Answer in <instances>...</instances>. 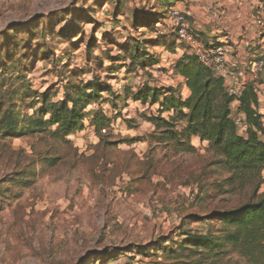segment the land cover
<instances>
[{"label":"rangeland","instance_id":"obj_1","mask_svg":"<svg viewBox=\"0 0 264 264\" xmlns=\"http://www.w3.org/2000/svg\"><path fill=\"white\" fill-rule=\"evenodd\" d=\"M235 2L233 9L229 0H0V84L25 82L59 101L70 76H97L115 92L89 105L84 130L65 138L52 133L55 127L0 133V264H192L198 253H171L184 232L217 233L221 223L207 216L254 197L252 187L231 190L221 158L199 140L191 141L194 150L180 151L161 139L143 118L157 115L158 104L125 99L145 83L176 85L177 94L188 96L171 72L180 58L173 55L185 46L170 30L156 37L158 24L143 23L165 18L171 7L192 4L195 17L204 10L223 17L230 25L221 24L217 34L229 38L233 51L234 37L254 20L256 44L245 64L263 58L264 0ZM136 44L159 63L147 69L134 63L128 54ZM162 68L166 79L157 75ZM263 81L264 72L254 81L264 117ZM38 106L24 105L21 113L34 116ZM95 111L111 119L106 132L92 125ZM227 250L200 264H249Z\"/></svg>","mask_w":264,"mask_h":264},{"label":"trees","instance_id":"obj_2","mask_svg":"<svg viewBox=\"0 0 264 264\" xmlns=\"http://www.w3.org/2000/svg\"><path fill=\"white\" fill-rule=\"evenodd\" d=\"M160 20V17L155 22L153 18H148L143 23L151 27ZM127 48L121 47L128 51ZM128 55L144 69L159 63L152 54L141 52L139 44ZM121 60V56L114 59L115 62ZM125 66L128 64L124 62L120 67ZM175 70L189 90L186 98L177 94L171 86L158 87L145 83L137 91L126 94L125 99L132 98L151 106L158 104L157 115L143 118L160 130L161 139L175 142L180 151L194 150L191 141L199 140L207 145L210 152L221 158L230 174L228 180L231 190L244 191L252 187L254 197L236 208L207 216L209 220L221 223L217 233L184 232L185 238L179 242V248H172L171 253L182 255L185 250L198 253L199 257L192 264H200L202 259L218 257L231 247L249 264H264V191L258 194L264 187V117L257 109V86L254 81L250 82L239 99L237 112L250 125L248 135L243 136L238 133L233 120V98L226 94L220 77L187 51L176 62ZM74 76H70L65 83V98L59 101H53L49 94L40 95L25 82L11 84L8 88L1 83L0 133L17 136L55 127L52 133L58 138H65L84 130L90 112L86 110L87 107L102 101L104 92L112 95L115 92L111 84L100 77L79 81ZM128 91L131 90L128 88ZM24 105L25 108L39 106L34 116H25L21 113ZM166 112L172 115L163 116ZM93 116L92 125L98 131L106 129L111 122L104 111H95Z\"/></svg>","mask_w":264,"mask_h":264},{"label":"built area","instance_id":"obj_3","mask_svg":"<svg viewBox=\"0 0 264 264\" xmlns=\"http://www.w3.org/2000/svg\"><path fill=\"white\" fill-rule=\"evenodd\" d=\"M192 13L189 10L171 7L165 18L156 26L155 36H164L170 30L176 36V42L185 46V51L196 56L198 61L210 69L224 82V89L228 97L239 102L250 82L257 80L264 72V59L242 63L233 56L232 45L229 40L220 43L206 44L192 23ZM167 26V29L164 27ZM175 64L171 65V72ZM158 76L165 79L169 74L162 69L157 70ZM236 129L240 135L247 136L250 125L241 114L233 116ZM106 132V129H103Z\"/></svg>","mask_w":264,"mask_h":264},{"label":"crops","instance_id":"obj_4","mask_svg":"<svg viewBox=\"0 0 264 264\" xmlns=\"http://www.w3.org/2000/svg\"><path fill=\"white\" fill-rule=\"evenodd\" d=\"M235 1L236 0H229L231 8H233V9L235 8V5H236ZM228 7H229V5H228ZM189 11H191V13H193L192 15L195 18V19L193 18L194 21H192L194 28L197 31H202V33H201L202 35L201 34H199V35H200V37L204 43H206V44L220 43V42H225L226 40L229 39L228 37H224V38H222L221 36L219 37V34H217V33H220L219 26L221 24H225L227 26L230 25V24H226L223 21V17H219L218 14H214L213 16H207V14H206L207 12L205 10H204V12H201L202 13L201 18L198 16V14L195 17L194 14L196 13V9L192 4H190V6H189ZM233 12L235 13L234 16H238L236 13V10H233ZM253 21L251 23L252 24L251 30H247L244 32V28H243L242 32L239 33L238 35H236V37H234L236 49H235V51H233V56L236 59L240 60L242 63H245V60L248 59V57L250 55V53L248 52V49L251 50V48H249L250 45L255 46V44H256L255 41H256L257 36L254 35L255 33L253 32V30H255L256 28H255V26H253ZM216 38H217V40H216L217 42H215ZM178 50L179 49H177V51ZM184 51H185V49L183 48L181 51V54L178 52V53H175L173 56L181 57V55L184 53ZM172 62H174V64H176L175 61H172ZM172 72L176 73L177 79H178V81H180V84H181L180 88L183 91L185 89H187V86H186L183 78L179 75L178 71L173 70ZM174 87H176V85H174L173 88ZM188 92H189V90H188ZM239 106H240V102L233 101L232 108H233L234 114H238L237 111H239V109H238ZM258 107L260 108V104Z\"/></svg>","mask_w":264,"mask_h":264}]
</instances>
